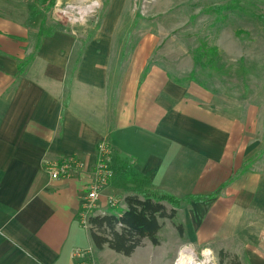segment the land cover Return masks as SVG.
<instances>
[{"label": "crops", "instance_id": "crops-1", "mask_svg": "<svg viewBox=\"0 0 264 264\" xmlns=\"http://www.w3.org/2000/svg\"><path fill=\"white\" fill-rule=\"evenodd\" d=\"M27 23L22 0H0V264H76L72 252L85 249L79 214L102 143L114 165L127 169L135 192L152 187L181 199L212 193L216 199L211 168L243 149L231 141L237 128L231 118L220 121L186 102L180 85L150 70L144 54L118 73L104 36L77 49L74 32L42 33ZM63 158L80 161L83 172L51 179L44 163ZM234 181L226 177L219 187ZM246 193L240 198L250 200ZM209 201L189 205L204 212ZM212 205L206 226L197 227L201 237L210 238L223 222L215 220L220 206ZM246 253L249 264H264V253Z\"/></svg>", "mask_w": 264, "mask_h": 264}, {"label": "rangeland", "instance_id": "rangeland-1", "mask_svg": "<svg viewBox=\"0 0 264 264\" xmlns=\"http://www.w3.org/2000/svg\"><path fill=\"white\" fill-rule=\"evenodd\" d=\"M22 1L30 28L39 26L42 33L44 30L74 32L77 49L101 36L109 39L113 47L110 59L118 63V73L125 70L127 62L134 61V56L144 54L150 70L157 67L170 82L180 85L186 102L195 101L220 121L231 118L233 128L237 127L231 141L243 148L239 150L238 146L232 151L231 162L221 163L225 168L223 165L211 168L214 176L209 180V189L216 188L217 197L206 203L204 212L180 201L182 207L174 219L159 220V245L153 246L144 240L130 257L107 248L102 251L92 248L91 264H174L184 245L194 247L197 260L203 259L202 249L211 248L215 264H228L232 257L238 258L241 264H249L248 250L263 254L264 0H99L93 12L75 22L74 18L70 21L68 16L56 11V6L63 8L65 3L78 1L89 4L92 0H56L51 10H45V5L37 0ZM212 47L216 48V54L207 51ZM110 165L103 192L107 195L105 205L93 215H103L111 209L122 210L126 196L143 194L134 191V182L126 180L113 159ZM229 176L236 181L226 189L220 188V183ZM240 179L242 183L237 185ZM136 186L141 189L140 184ZM152 189L155 190L151 187L149 191ZM246 191L252 192L250 200L240 198ZM108 199L113 200L114 206L107 205ZM240 201L244 206L239 205ZM162 202L171 209L169 201ZM211 204V208L215 204L221 207L217 208L220 211L215 220L223 222L217 223V232L210 238L206 234L201 237L197 227L203 221L206 226L208 216L204 213ZM85 227L88 229V223L82 227L83 248L88 249L91 245ZM220 251L226 254L222 263Z\"/></svg>", "mask_w": 264, "mask_h": 264}, {"label": "trees", "instance_id": "trees-1", "mask_svg": "<svg viewBox=\"0 0 264 264\" xmlns=\"http://www.w3.org/2000/svg\"><path fill=\"white\" fill-rule=\"evenodd\" d=\"M56 0H37L40 5H45V10H51ZM229 9V6H227ZM207 51L216 54V48ZM147 70L144 72L146 73ZM124 173L126 169L120 167ZM141 197L137 194L124 198L125 208L122 210L111 209L103 215H91L88 218V235L92 246L97 251L107 248L116 254L130 257L136 249L141 247L144 240L151 245H159L158 232L161 229L160 219H174L183 200L186 204L202 203L215 197L212 193L207 196L191 195L188 198H177L169 193L161 191H143ZM163 200L171 203L168 210ZM182 232L181 227H178ZM220 263L226 257L223 251L219 253ZM228 264H241L238 258L232 257Z\"/></svg>", "mask_w": 264, "mask_h": 264}, {"label": "built area", "instance_id": "built-area-1", "mask_svg": "<svg viewBox=\"0 0 264 264\" xmlns=\"http://www.w3.org/2000/svg\"><path fill=\"white\" fill-rule=\"evenodd\" d=\"M98 7L92 1L85 4L83 1L65 3L63 8L56 7V11L68 16L71 21L72 18L83 19L87 14L93 12V8ZM77 14V15H76ZM111 148L108 144L102 143L98 146L97 160L94 168L95 179L90 183L86 196L81 205L80 219L84 226L88 222V218L97 210V205L104 188L110 176L111 163ZM44 169L51 179L57 180L61 178H69L73 170H80L83 172V164L75 158H63L53 163H44ZM109 207L114 206L112 199L107 200ZM72 257L76 260V264H91L92 249H75L72 252Z\"/></svg>", "mask_w": 264, "mask_h": 264}, {"label": "clouds", "instance_id": "clouds-1", "mask_svg": "<svg viewBox=\"0 0 264 264\" xmlns=\"http://www.w3.org/2000/svg\"><path fill=\"white\" fill-rule=\"evenodd\" d=\"M96 6H99V0H94ZM203 259L197 260L195 249L192 245H184L180 248L174 264H215L216 257L211 248H204L200 252Z\"/></svg>", "mask_w": 264, "mask_h": 264}]
</instances>
